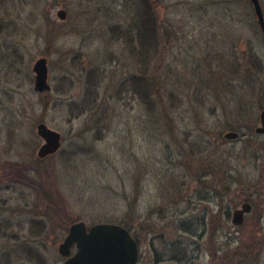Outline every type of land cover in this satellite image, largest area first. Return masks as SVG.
I'll return each mask as SVG.
<instances>
[{"label": "rangeland", "instance_id": "374dc122", "mask_svg": "<svg viewBox=\"0 0 264 264\" xmlns=\"http://www.w3.org/2000/svg\"><path fill=\"white\" fill-rule=\"evenodd\" d=\"M148 12L158 47L144 60L134 31ZM0 22V264H64L59 246L81 221L125 227L138 264H264V192L245 224L229 219L244 198L258 201L264 161L249 129L223 137L264 106L250 0H0ZM42 57L46 94L35 91ZM42 123L62 137L44 159ZM213 164L225 185L218 227L190 203Z\"/></svg>", "mask_w": 264, "mask_h": 264}, {"label": "water", "instance_id": "95a60500", "mask_svg": "<svg viewBox=\"0 0 264 264\" xmlns=\"http://www.w3.org/2000/svg\"><path fill=\"white\" fill-rule=\"evenodd\" d=\"M258 23L264 36V12L260 0H250ZM61 21L67 19V11L61 9L57 13ZM1 31V22H0ZM35 91L47 93L51 91L49 84L48 59L42 57L34 64ZM262 128L258 133H264V111L261 114ZM38 135L43 139L38 156L44 159L56 154L62 145L61 134L42 123L37 128ZM229 140L239 137L236 132L225 135ZM250 204L234 212L233 224L241 226L246 214L251 213ZM125 227L117 224L102 223L88 227L83 221L73 224L64 242L59 246L60 255L66 259L64 264H138L140 249L137 241ZM75 250V252H74Z\"/></svg>", "mask_w": 264, "mask_h": 264}, {"label": "flooded vegetation", "instance_id": "af4514ba", "mask_svg": "<svg viewBox=\"0 0 264 264\" xmlns=\"http://www.w3.org/2000/svg\"><path fill=\"white\" fill-rule=\"evenodd\" d=\"M207 97H210V96L207 95ZM212 101L215 102V105H213V107H212V108L216 107L215 111L222 108L223 104H220L219 101L216 100V98L214 96L212 98ZM259 108H261L260 113H259V117L257 119V122L254 123L253 126H250V127L239 126V127H232V128L228 127V129H233V130L227 131L223 135V137H224V140H226V141H236V140H239L241 137V133H240L241 130L240 129H245V128L249 129L251 135H250V137H247V141H249L250 146L253 148V150H252L253 153L251 156H253V159H255L256 162L262 160L261 161V163H262L264 161V141L260 142L259 140H261V139L264 140V133H258L257 129L262 128V120L260 118H261L262 112L264 111V106H261ZM230 132L238 133L239 137L235 140L227 139L225 137V135L230 133ZM216 140H218L217 142H220V143L224 142V140L221 141V140L217 139V137H216ZM256 144H258V146H256ZM251 147H250V150L252 149ZM261 148H263V152H257V150H259V149L261 150ZM209 170L210 171H208V173H206V176L203 175V177L201 179H199V181H198V183L203 186L205 193L203 194L202 197L201 196L198 197L199 199L196 198V199H198V201L193 200L194 196H192L190 203H191V205H195V204H198L201 202L204 203L206 205L205 209L207 210V213L204 215L206 217H208V215H210L211 217L209 218V220L206 219L204 221L205 224H203V225L208 224L209 226L213 225V226L218 227L222 223L221 214L224 212V206L222 203L223 202V193L222 192H223V188L225 187V185L223 183L224 182V173L222 171L223 169L216 164L211 165L209 167ZM251 185H252V190H254L253 194L255 195V197L257 199L259 197L260 200L258 199V201H256V199L254 197H253V199L252 198H247V199L244 198V200H242L238 206L234 207V209L232 210V213H229V219H231L232 224H233V216H234L235 211L242 209L245 204L251 205V207H252L251 213L246 214L244 217L243 224H245L247 217L253 213L255 206L257 207V204L262 202V197L260 195L262 194V192H264V179H263V182L259 183L258 185L254 184V183ZM213 205L216 207V209H217L216 211L213 210ZM214 212H216V213H214Z\"/></svg>", "mask_w": 264, "mask_h": 264}, {"label": "trees", "instance_id": "16d2710c", "mask_svg": "<svg viewBox=\"0 0 264 264\" xmlns=\"http://www.w3.org/2000/svg\"><path fill=\"white\" fill-rule=\"evenodd\" d=\"M140 25H137L134 32H136L135 42H137L139 49L136 51L137 55H142L144 60H147V55L151 54L152 51L155 53L157 52L158 47V37H157V30H158V22L154 18L150 12L147 13L145 19L140 20ZM138 83L136 85V93H142L146 96L152 90V87L146 83L147 81H141L140 78L137 79ZM137 90L139 92H137ZM258 152H263V148Z\"/></svg>", "mask_w": 264, "mask_h": 264}]
</instances>
